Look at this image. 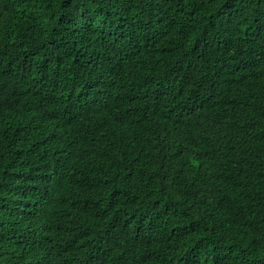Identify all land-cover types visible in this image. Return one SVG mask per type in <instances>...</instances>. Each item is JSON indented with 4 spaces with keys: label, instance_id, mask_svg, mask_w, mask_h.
I'll use <instances>...</instances> for the list:
<instances>
[{
    "label": "trees",
    "instance_id": "1",
    "mask_svg": "<svg viewBox=\"0 0 264 264\" xmlns=\"http://www.w3.org/2000/svg\"><path fill=\"white\" fill-rule=\"evenodd\" d=\"M0 264H264V0H0Z\"/></svg>",
    "mask_w": 264,
    "mask_h": 264
}]
</instances>
